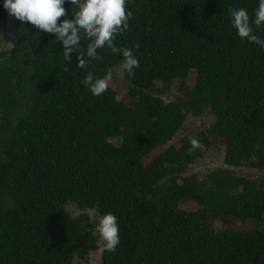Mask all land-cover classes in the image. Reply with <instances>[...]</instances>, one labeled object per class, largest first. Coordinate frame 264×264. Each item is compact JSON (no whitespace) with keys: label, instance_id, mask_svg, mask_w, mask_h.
Here are the masks:
<instances>
[{"label":"trees","instance_id":"obj_1","mask_svg":"<svg viewBox=\"0 0 264 264\" xmlns=\"http://www.w3.org/2000/svg\"><path fill=\"white\" fill-rule=\"evenodd\" d=\"M3 2L0 41H9L11 20L15 42L0 49V264H72L97 250L93 225L72 218L68 203L95 210L97 223L117 217L120 244L111 254L101 244L100 264H264V49L238 37L228 12L244 8L254 19L259 0H128L133 18L115 43L139 62L122 76L132 107L116 100L111 82L99 97L82 84L89 71L116 70L121 54L98 50L100 61L78 69L73 53L65 71L55 37L9 17ZM64 7L71 19L76 9ZM175 80L177 95L165 102ZM204 113L211 122L203 129L166 146L185 117ZM190 136L203 147L222 141L226 167L263 175L218 168L182 176L200 148ZM247 221L252 230L236 226Z\"/></svg>","mask_w":264,"mask_h":264},{"label":"clouds","instance_id":"obj_2","mask_svg":"<svg viewBox=\"0 0 264 264\" xmlns=\"http://www.w3.org/2000/svg\"><path fill=\"white\" fill-rule=\"evenodd\" d=\"M70 3L76 11L72 18L64 7ZM128 0H4L3 8L9 17L21 23L33 26L39 32L55 37L53 42H59L63 48V58L67 65L72 62V54L76 55V68L87 69L89 61H100L102 57L98 50L108 49L112 54H121L122 62L117 66V73L129 77L139 67L133 50L127 47H117L116 38L129 29V20L133 14L127 10ZM231 27L236 30L238 37L243 41L254 43L264 49V39L254 32L264 28V0H259L258 8L254 10V19L244 8L228 9ZM87 40L86 48L82 41ZM139 49L137 43L133 46ZM113 72L109 70L103 78L95 77L87 72L82 84L93 96L105 94L109 88ZM192 149L201 147L195 137L188 138ZM96 233L102 241V251L115 253L120 244V226L117 217L112 213L100 216L96 225Z\"/></svg>","mask_w":264,"mask_h":264},{"label":"rangeland","instance_id":"obj_3","mask_svg":"<svg viewBox=\"0 0 264 264\" xmlns=\"http://www.w3.org/2000/svg\"><path fill=\"white\" fill-rule=\"evenodd\" d=\"M14 23L10 20L8 24L7 29V36L9 38L8 42L0 41V49L2 51H10L13 48V44L15 42V38L13 35L14 30ZM113 76L110 82L114 85L116 90V100L121 102L123 105L127 107H132V105L135 103V98H132L127 93V83L124 82L122 76H120L116 70H112ZM195 79V72L191 71L189 72L187 78H186V86L192 87ZM179 84V81L175 80L171 82L172 89L162 97V99L167 102L174 99V97L177 95L175 92V87ZM159 84H157L158 86ZM209 122H211V117L204 113L200 117H191L187 116L185 117L182 127L177 132V134L173 137V139L168 142V145H175L178 142V139L186 134L188 131L193 130L195 128L203 129L205 125H207ZM210 142H212V139L209 137ZM108 142L117 145L119 143L118 139H108ZM223 142L217 141L216 143H213L209 147H203L201 146L198 150V157L192 162V164L188 167V170L182 174V176H188L190 174H195L198 179H202L207 173L214 169L218 168H228L223 164ZM160 151L156 150L151 155L143 159V164L146 165L149 163V161L156 156ZM233 170L237 175L243 176L246 178L257 180V178L261 175H263L262 172H258L256 170L252 169H231ZM178 208L185 211H194L197 210V206L192 202H180L178 204ZM65 210L69 213V215L72 218L79 217L80 215H85L89 222L93 225V232L97 239V245L98 249L90 252L82 257L74 256L72 259V264H100V246L102 244V241L99 239L98 234L96 233V225H97V214L95 210H80L75 204L68 203L65 206ZM208 226L212 229H220L222 227L221 223L218 221H215L213 219H210L208 221ZM237 227H241L244 230H252L254 228V225L247 221L242 226L237 224ZM264 228V224L262 225Z\"/></svg>","mask_w":264,"mask_h":264}]
</instances>
